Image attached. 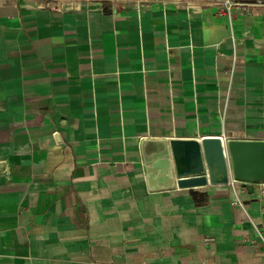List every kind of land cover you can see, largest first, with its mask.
<instances>
[{"label": "crops", "instance_id": "0c3cea01", "mask_svg": "<svg viewBox=\"0 0 264 264\" xmlns=\"http://www.w3.org/2000/svg\"><path fill=\"white\" fill-rule=\"evenodd\" d=\"M210 5L0 0V264H264L254 183L151 188L142 158L264 139V10Z\"/></svg>", "mask_w": 264, "mask_h": 264}, {"label": "water", "instance_id": "95a60500", "mask_svg": "<svg viewBox=\"0 0 264 264\" xmlns=\"http://www.w3.org/2000/svg\"><path fill=\"white\" fill-rule=\"evenodd\" d=\"M175 141L167 138H145L141 141L142 158L151 188L174 187L177 183L175 174L181 178L205 173L211 181L220 182L232 172L239 180H264V139L227 138L224 141L220 136L209 135L193 140L196 148L187 149L186 155H198L201 163L198 169L185 173L181 171L174 149ZM179 183L184 185L178 180Z\"/></svg>", "mask_w": 264, "mask_h": 264}, {"label": "rangeland", "instance_id": "374dc122", "mask_svg": "<svg viewBox=\"0 0 264 264\" xmlns=\"http://www.w3.org/2000/svg\"><path fill=\"white\" fill-rule=\"evenodd\" d=\"M17 1V0H16ZM21 3L33 4V5H50L56 7H66V6H77L80 4H98L103 6H126V5H149L154 4V6L169 8V4L182 5L184 7H189V5H197L199 7L205 6V4H211L216 8V13L226 14L227 6L230 3L244 2V3H257L255 10H264V0H18ZM235 7H232V9Z\"/></svg>", "mask_w": 264, "mask_h": 264}, {"label": "bare ground", "instance_id": "6f19581e", "mask_svg": "<svg viewBox=\"0 0 264 264\" xmlns=\"http://www.w3.org/2000/svg\"><path fill=\"white\" fill-rule=\"evenodd\" d=\"M199 138L193 137H177L174 140H176L173 144L175 145L174 149L176 150V153L178 155V161L181 165V171L189 172L190 170L193 171V169H198L200 167V161L198 160V155H190L188 153L186 155L187 149H195V145L192 143L193 140H198ZM180 179H183L181 182L183 184H202L206 182V176L200 174L196 175L194 177H181Z\"/></svg>", "mask_w": 264, "mask_h": 264}, {"label": "built area", "instance_id": "2783aa9c", "mask_svg": "<svg viewBox=\"0 0 264 264\" xmlns=\"http://www.w3.org/2000/svg\"><path fill=\"white\" fill-rule=\"evenodd\" d=\"M258 4L257 3H244V2H237V3H230L228 6H227V10H226V13H227V16H229V18H231L232 16V13H233V10H239L241 12H245V13H253L255 7L257 6ZM232 7H235L232 9ZM229 184L234 188V191H235V194H237V192L242 189V187L247 184V183H254V185L257 186L258 190H260L259 192L261 194L264 195V180H258V181H250V180H239L237 179L232 172H229ZM240 192V191H239ZM236 200V199H235ZM236 202V201H234Z\"/></svg>", "mask_w": 264, "mask_h": 264}]
</instances>
